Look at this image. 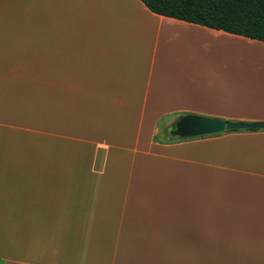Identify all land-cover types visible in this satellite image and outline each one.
I'll list each match as a JSON object with an SVG mask.
<instances>
[{
	"label": "crops",
	"instance_id": "obj_1",
	"mask_svg": "<svg viewBox=\"0 0 264 264\" xmlns=\"http://www.w3.org/2000/svg\"><path fill=\"white\" fill-rule=\"evenodd\" d=\"M243 46L139 0H0V264H264V130L167 137L264 122L203 71Z\"/></svg>",
	"mask_w": 264,
	"mask_h": 264
},
{
	"label": "trees",
	"instance_id": "obj_2",
	"mask_svg": "<svg viewBox=\"0 0 264 264\" xmlns=\"http://www.w3.org/2000/svg\"><path fill=\"white\" fill-rule=\"evenodd\" d=\"M139 1L152 14L264 43V0Z\"/></svg>",
	"mask_w": 264,
	"mask_h": 264
},
{
	"label": "rangeland",
	"instance_id": "obj_3",
	"mask_svg": "<svg viewBox=\"0 0 264 264\" xmlns=\"http://www.w3.org/2000/svg\"><path fill=\"white\" fill-rule=\"evenodd\" d=\"M245 49V51L241 49V52H239L238 49L237 52H233V54L223 52L222 50L215 54L206 51L204 55L209 59V62L205 59L206 63L203 67V71L206 73L209 70L211 73L217 75L241 78L243 80V85L249 86L250 90H260L264 92V66H256L254 62H252V58H254L253 56H257V52L253 51L252 48L248 46ZM245 53L247 55H245ZM246 59L250 60L247 62Z\"/></svg>",
	"mask_w": 264,
	"mask_h": 264
},
{
	"label": "water",
	"instance_id": "obj_4",
	"mask_svg": "<svg viewBox=\"0 0 264 264\" xmlns=\"http://www.w3.org/2000/svg\"><path fill=\"white\" fill-rule=\"evenodd\" d=\"M264 130V122H232L198 115L180 117L168 132L178 139H194L227 131Z\"/></svg>",
	"mask_w": 264,
	"mask_h": 264
},
{
	"label": "bare ground",
	"instance_id": "obj_5",
	"mask_svg": "<svg viewBox=\"0 0 264 264\" xmlns=\"http://www.w3.org/2000/svg\"><path fill=\"white\" fill-rule=\"evenodd\" d=\"M246 47H242L241 49H242V51H245L246 49H245ZM245 55H247L246 53H245ZM248 55H250V54H248ZM256 55L257 56H253L254 58H252V62H254V64L257 66V65H260V66H264V53H260V52H257L256 53ZM247 60V62H248V60H250V59H246ZM246 64V63H245Z\"/></svg>",
	"mask_w": 264,
	"mask_h": 264
}]
</instances>
